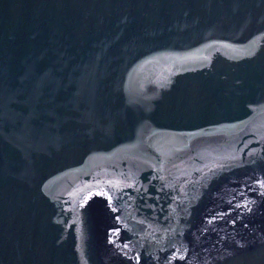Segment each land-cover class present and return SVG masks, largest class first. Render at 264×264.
I'll return each mask as SVG.
<instances>
[{
  "label": "water",
  "instance_id": "95a60500",
  "mask_svg": "<svg viewBox=\"0 0 264 264\" xmlns=\"http://www.w3.org/2000/svg\"><path fill=\"white\" fill-rule=\"evenodd\" d=\"M0 264H264V0H0Z\"/></svg>",
  "mask_w": 264,
  "mask_h": 264
}]
</instances>
